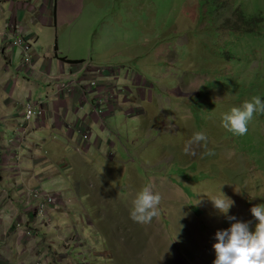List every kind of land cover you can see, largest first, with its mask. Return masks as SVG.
<instances>
[{"label":"rangeland","instance_id":"rangeland-1","mask_svg":"<svg viewBox=\"0 0 264 264\" xmlns=\"http://www.w3.org/2000/svg\"><path fill=\"white\" fill-rule=\"evenodd\" d=\"M72 1L77 13L67 24L32 29L39 37L31 41L34 51L42 60H52L56 46L58 56L83 61L84 67L121 69L118 90L129 87L137 93L139 115L132 120L119 115L116 135V130L104 131L125 164L102 172L100 163L90 161L99 174L87 179V195L85 188L73 193L64 217L52 223H60L59 233L48 229L57 233L49 241L51 255L63 254L66 262L58 263L55 256L49 260L213 264L215 233L234 221L207 196L222 191L234 200L228 215L250 222L251 231L258 221L250 209L264 204V114L254 113L243 136L221 124L222 115L245 100L258 96L264 101V0ZM10 42L0 40V49L21 80L20 49ZM4 62L0 54V66ZM134 84L146 92L144 102ZM197 131L206 133L213 155L203 148L196 156L183 153ZM129 139L135 141L130 154L125 151ZM109 150L102 142L100 160ZM149 183L162 196L160 213L149 224L136 223L129 215L132 200ZM75 232L82 239L79 247L65 243Z\"/></svg>","mask_w":264,"mask_h":264},{"label":"crops","instance_id":"crops-1","mask_svg":"<svg viewBox=\"0 0 264 264\" xmlns=\"http://www.w3.org/2000/svg\"><path fill=\"white\" fill-rule=\"evenodd\" d=\"M76 7L72 0H0V40L6 38V24L12 21L21 26L27 39L38 42L39 37L32 29L38 26L57 28L58 25L67 24L76 15ZM4 15L7 18L3 20ZM54 50V59L47 57L42 60L33 49L30 66H19L25 73V79L20 80L17 73L13 74L8 68L11 59L0 49L7 62L0 66V264H37L43 259L45 262L42 264H52L49 260L52 256L57 257L58 263L66 262L65 255L61 254L58 258L59 254L51 255L53 246L50 250L49 241L54 242L53 236L57 237V233L50 234L48 229L56 228L59 233V222L54 227L37 225L31 236L15 226L18 220L26 221V225L32 221L25 190L40 186L56 195L57 202L50 211L54 224L58 217H64L72 194L85 188L87 195V179L94 172L99 174L98 170L90 167V161L100 163L102 172L114 170L112 166L116 163L125 164L117 150L118 145L104 136V131L113 129L116 135L120 133L116 126L119 115L123 114L125 120L136 119L133 117L139 115L136 110L132 111L134 104H137L134 100L137 93L126 87L131 100L127 104L123 102L121 112L115 108L114 112L107 113L102 119L94 112L92 99L85 94L83 84L95 78L107 87H118L120 80L110 75L94 76L96 74L88 68L89 65L84 67L82 63H67L65 61L73 60L58 56L56 46ZM52 77L64 82L73 81L75 86L70 92H58ZM133 86L140 94L141 102H144L146 92L137 88L136 84ZM38 101L43 105V115L24 120L26 103ZM84 123L91 125L92 129L87 142L82 140L79 131ZM121 123L125 127L127 122ZM108 135L111 136L110 133ZM104 141L109 144L110 150L102 161L99 150ZM128 143L130 148L125 151L130 154L135 141L129 139ZM15 157L18 160L15 161ZM80 205L84 207V204Z\"/></svg>","mask_w":264,"mask_h":264},{"label":"clouds","instance_id":"clouds-1","mask_svg":"<svg viewBox=\"0 0 264 264\" xmlns=\"http://www.w3.org/2000/svg\"><path fill=\"white\" fill-rule=\"evenodd\" d=\"M254 113L264 114V101L254 96L251 101L245 100L240 107H232L230 112L222 115V127L234 135L243 136L248 132V123ZM203 148L205 154L213 155L208 149V137L205 132H194L185 142L183 153L196 156L198 149ZM154 185L146 184L132 200L130 218L140 224H149L159 216L162 196L153 191ZM213 207L227 217L231 223L227 229L215 233V260L213 264H264V204L251 207L252 216L258 221L255 230L251 231L250 222H242L235 216H229V210L235 202L222 191L219 195L207 196Z\"/></svg>","mask_w":264,"mask_h":264},{"label":"built area","instance_id":"built-area-1","mask_svg":"<svg viewBox=\"0 0 264 264\" xmlns=\"http://www.w3.org/2000/svg\"><path fill=\"white\" fill-rule=\"evenodd\" d=\"M7 32L6 38L11 42L9 46L19 48L20 56H21V67L30 66L33 59V48L31 41L26 38L23 34L21 26L17 22H8L6 24ZM3 34V35H5ZM88 68L94 71L97 77H103L106 75H110L111 77H117L121 75V69H113V68H103L97 67L93 68V66L89 65ZM129 76L127 71L126 77ZM51 80L56 81V89L58 92H70L75 83L73 81H62L59 80L58 77H52ZM143 82V79H140V82ZM131 82V80H130ZM83 88L85 90V94L91 97V104L93 110L96 114H98L102 119L107 113L114 112L115 108L119 109V112L123 110V102L125 104L131 100V94H129L126 89L118 90V87L112 86L107 87L99 83L98 80L91 79L87 84H83ZM127 101V102H126ZM42 103L40 101L36 103L27 102L25 105V114L24 120L28 121L32 118H39L43 115ZM136 108H132L134 112ZM137 111V110H136ZM127 115H130L129 113ZM103 123V120H102ZM82 140L87 142L91 137V125L88 123H84L79 129ZM18 160L15 157V161ZM25 195L28 197L27 204L30 208L32 214V221L30 224L26 225V221L18 220L15 224L17 228H21L23 233L27 236H31L34 234V228L38 227L37 225H42L46 227L52 226V218L50 216L51 208L57 202V197L53 192H50L40 186L30 187L25 190ZM67 245H74L75 247H79L82 245V239L78 232H75L72 236V239L65 242ZM37 264H41V261H38Z\"/></svg>","mask_w":264,"mask_h":264},{"label":"trees","instance_id":"trees-1","mask_svg":"<svg viewBox=\"0 0 264 264\" xmlns=\"http://www.w3.org/2000/svg\"><path fill=\"white\" fill-rule=\"evenodd\" d=\"M65 62L70 63V64H79V63H82L83 61H65Z\"/></svg>","mask_w":264,"mask_h":264}]
</instances>
